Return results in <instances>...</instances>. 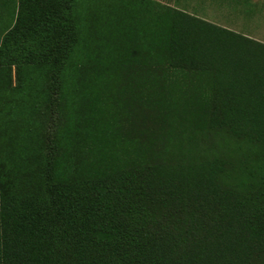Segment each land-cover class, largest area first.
Listing matches in <instances>:
<instances>
[{"label": "trees", "instance_id": "1", "mask_svg": "<svg viewBox=\"0 0 264 264\" xmlns=\"http://www.w3.org/2000/svg\"><path fill=\"white\" fill-rule=\"evenodd\" d=\"M168 1L0 0V264H264L257 6Z\"/></svg>", "mask_w": 264, "mask_h": 264}, {"label": "rangeland", "instance_id": "2", "mask_svg": "<svg viewBox=\"0 0 264 264\" xmlns=\"http://www.w3.org/2000/svg\"><path fill=\"white\" fill-rule=\"evenodd\" d=\"M162 3H169L173 4V2L168 0H158ZM257 5L262 6V9L260 11V16H256L254 20L246 22L244 19L240 20V27H234V31L239 30L245 35H249L251 38L260 40L261 42H264V0H252ZM196 1L191 2L190 11L193 12L194 9L201 10L203 6H196ZM203 12L206 10L208 13L207 18L219 23V18L222 19V12L218 9L213 8V5L210 4V7L208 5L204 6ZM200 13V12H199ZM247 25V26H245Z\"/></svg>", "mask_w": 264, "mask_h": 264}, {"label": "crops", "instance_id": "3", "mask_svg": "<svg viewBox=\"0 0 264 264\" xmlns=\"http://www.w3.org/2000/svg\"><path fill=\"white\" fill-rule=\"evenodd\" d=\"M251 4H255L257 7H254L253 10H254V14H253V20L255 19L256 16H260V11L262 9V6L260 5H257L256 3H254L252 0H251ZM230 9L226 8V9H223L222 11V19L219 18V23L218 24H221L222 26L224 27H227L231 30L234 31V27L236 26L237 28L240 27V22L239 20L238 21H233L229 18V16L231 17V14L229 12ZM48 24V19H47V15L45 16V19L44 21L41 23V25H47ZM240 24V25H239ZM247 26V25H245ZM235 32H238V33H242L240 32L239 30H236ZM249 36V35H248Z\"/></svg>", "mask_w": 264, "mask_h": 264}]
</instances>
